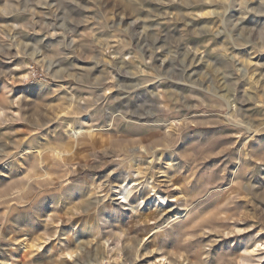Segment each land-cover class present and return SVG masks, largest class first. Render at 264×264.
I'll list each match as a JSON object with an SVG mask.
<instances>
[{"label": "rangeland", "instance_id": "rangeland-1", "mask_svg": "<svg viewBox=\"0 0 264 264\" xmlns=\"http://www.w3.org/2000/svg\"><path fill=\"white\" fill-rule=\"evenodd\" d=\"M161 260L264 264V0H0V264Z\"/></svg>", "mask_w": 264, "mask_h": 264}, {"label": "bare ground", "instance_id": "bare-ground-1", "mask_svg": "<svg viewBox=\"0 0 264 264\" xmlns=\"http://www.w3.org/2000/svg\"><path fill=\"white\" fill-rule=\"evenodd\" d=\"M213 185V183H209V182H207V185H206V187L203 189V190H205L206 188H208L209 186H212ZM203 190H201V192H203ZM263 246L262 245H257V246H255V248L252 250V252H256L258 249H261ZM120 259V257H118L116 260H119ZM163 262H165V260H161V261H159L158 263L159 264H161V263H163Z\"/></svg>", "mask_w": 264, "mask_h": 264}]
</instances>
